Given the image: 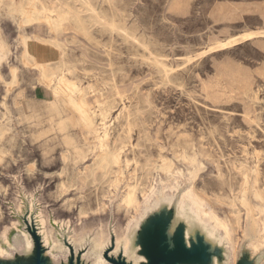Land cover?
<instances>
[{
	"label": "rangeland",
	"instance_id": "1",
	"mask_svg": "<svg viewBox=\"0 0 264 264\" xmlns=\"http://www.w3.org/2000/svg\"><path fill=\"white\" fill-rule=\"evenodd\" d=\"M259 30L264 0H0V242L17 219L32 240L31 255L16 247L0 264L50 258L34 219L19 215L20 196L36 203L51 239L50 221L95 239L102 230L106 241L121 199L112 184L124 179L138 196L167 186L200 196L234 257L251 247L245 228L264 234V36L219 44ZM21 37L43 65L22 63ZM60 78L69 84L54 91ZM170 165L173 178L162 181ZM124 211L112 219L117 238ZM169 220L142 228L143 264H206L208 246L198 236L186 247L181 226L169 245ZM111 251L109 264H128ZM80 257L71 250L68 264Z\"/></svg>",
	"mask_w": 264,
	"mask_h": 264
},
{
	"label": "bare ground",
	"instance_id": "2",
	"mask_svg": "<svg viewBox=\"0 0 264 264\" xmlns=\"http://www.w3.org/2000/svg\"><path fill=\"white\" fill-rule=\"evenodd\" d=\"M262 36H264V30L250 31L239 37L230 38L225 42L220 43L219 46L224 47L243 40H251ZM20 39L23 46V52L21 55L22 63L30 68H37L39 65H43L39 64L36 60L30 61L28 59L26 44L22 37ZM1 55L2 53L0 51V56ZM44 77L43 74L40 79L42 82L44 81ZM16 81L17 73L15 68H13L10 81L7 83L8 88L16 84ZM58 82L59 86L56 85L53 88L54 91L69 84L68 80L65 78H60ZM66 96L69 99V95L66 94ZM82 113L86 112L82 111ZM88 121L90 123L89 118ZM187 165L191 166V162H187ZM173 173L174 167L171 165L162 167L159 170L160 179L166 182L172 180ZM167 187L168 188L161 187L156 192L153 190L149 195L148 193L150 191L148 193L147 191L141 192L140 196H138L137 185L130 184L125 179L120 185L113 183L110 196L113 197L120 193L119 195L121 196V199L114 205L113 213L110 214L106 241H104V233L102 230L98 232L99 239H95L94 234H85L84 230H86L87 227H81L80 229L75 228L74 231H71L70 226L59 227L50 221L49 225L55 229V239H51L50 231L46 228V225L48 224L47 219L45 220L43 218L42 212L39 214L36 203L34 201H29L24 195L20 196L23 202V208L19 215L24 214L23 218L30 221L32 218L34 219L37 235L40 236L43 245L49 249L48 255L50 258L48 264H68V257L71 254V250L75 257L81 253L80 261L77 264H109L105 259V252L110 248L112 249L111 253L114 257L121 256L128 264H143L146 258L141 254V247L139 245L140 232L151 220L165 216H169L170 219L166 232L169 245L172 247L174 232L179 226H181L183 241L186 247H190L191 243L195 242L198 236H200L204 244L208 246L210 258L206 264H227L230 260L231 264H234L238 258L244 259L247 264H264L263 247L257 250L254 249L256 245L262 243L264 234H257L259 231L252 226L245 228L244 235L250 239L249 242L251 247L242 245L239 250H236L238 257H234L233 245H231L229 241L226 229L215 222L212 211H206L204 209L201 197L197 196L194 198L192 196L190 197V195H185L182 193V189L178 186ZM141 199L144 200L140 204ZM120 205L126 209V211H124L126 225L124 227L125 232L117 238L113 229L112 219H114V217L117 219L115 213L118 212ZM106 210L107 207L104 205V208L101 210L100 214H98V216H100L96 219L104 220ZM80 213L82 212L80 211ZM77 219L80 222L84 218L78 214ZM17 221L19 224L18 227L15 228L5 240L0 242V260L9 257L11 250L16 247H19L24 251V257L31 255V236L28 231H25L21 227V220L17 219ZM239 221L240 216L237 211L235 224H239ZM235 248L236 247L234 246V249Z\"/></svg>",
	"mask_w": 264,
	"mask_h": 264
},
{
	"label": "crops",
	"instance_id": "3",
	"mask_svg": "<svg viewBox=\"0 0 264 264\" xmlns=\"http://www.w3.org/2000/svg\"><path fill=\"white\" fill-rule=\"evenodd\" d=\"M61 122H63V121H61ZM57 126H58V124H57ZM59 128H60V129H63V128H65V127H61V126H59Z\"/></svg>",
	"mask_w": 264,
	"mask_h": 264
}]
</instances>
